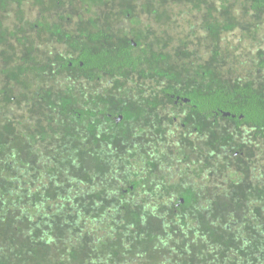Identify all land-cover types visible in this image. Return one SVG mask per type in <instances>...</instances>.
<instances>
[{
	"label": "trees",
	"instance_id": "1",
	"mask_svg": "<svg viewBox=\"0 0 264 264\" xmlns=\"http://www.w3.org/2000/svg\"><path fill=\"white\" fill-rule=\"evenodd\" d=\"M2 12L0 264H264V0Z\"/></svg>",
	"mask_w": 264,
	"mask_h": 264
},
{
	"label": "flooded vegetation",
	"instance_id": "2",
	"mask_svg": "<svg viewBox=\"0 0 264 264\" xmlns=\"http://www.w3.org/2000/svg\"><path fill=\"white\" fill-rule=\"evenodd\" d=\"M100 13V8L97 7H92L90 4L88 3H82L81 6L77 7V11H76V15L79 19H81L82 21L89 18L92 15V12L95 11ZM2 14V15H1ZM0 14L1 18L4 15V13L2 12ZM112 20L110 21H115V17L112 16L111 18ZM96 21L103 23L102 19L99 20L96 17ZM19 22V21H18ZM17 20L15 21L11 16L9 17H5L4 22L2 23V26L0 28V74H2L4 71L5 73L8 71V68L11 64V62L8 60L9 55L12 53V55L14 56V54L19 50V48L21 47L20 44H22L25 41H28L30 39H32L33 41H35L36 45H38V38H36V35L31 36L32 34H25L24 31L20 30L19 28H22L25 23L27 22H19L18 23ZM147 22V18L145 19V21L141 24L142 26L146 24ZM97 23V24H100ZM102 24L99 25V27L104 28L103 26H101ZM14 28L15 31H12L14 29H9V28ZM75 26V25H74ZM152 25H149V29L152 28ZM35 30L37 28V25H35V27H33ZM16 29H18L20 36H13L10 33L11 32H16ZM47 36V33H44L43 36L41 37L43 39V37ZM19 37L22 38V41L19 40ZM30 37V38H29ZM31 41V40H30ZM13 61V60H11ZM254 77H252L251 79H253ZM246 82L249 84L251 83V80L246 77ZM122 116L119 117L118 120H121ZM256 137H257V141L258 144L264 146V136L261 134L260 136L256 133ZM183 202V201H182Z\"/></svg>",
	"mask_w": 264,
	"mask_h": 264
},
{
	"label": "rangeland",
	"instance_id": "3",
	"mask_svg": "<svg viewBox=\"0 0 264 264\" xmlns=\"http://www.w3.org/2000/svg\"><path fill=\"white\" fill-rule=\"evenodd\" d=\"M260 32L264 34V31H260ZM248 34H250V33H248ZM238 35L242 37L241 43H243L244 46H247V47H248L247 49L244 48V49H245V50H244V53L246 54L244 57L249 56V55L251 54V52L256 53V51H258V50H260V51H261L262 49L264 50V41H263L262 44H258L259 42L253 44L252 41H246V40H245V37H244L241 33H240V34L238 33ZM246 36H247V34H246ZM260 37L262 38V36H260ZM238 41H239V40H238L237 37H233L232 35L228 37V45H231V44L237 43ZM249 42H250V43H249ZM242 47H243V46H242ZM240 49H241V48H240ZM240 49H239V50H240Z\"/></svg>",
	"mask_w": 264,
	"mask_h": 264
},
{
	"label": "clouds",
	"instance_id": "4",
	"mask_svg": "<svg viewBox=\"0 0 264 264\" xmlns=\"http://www.w3.org/2000/svg\"><path fill=\"white\" fill-rule=\"evenodd\" d=\"M252 54H253V53H252ZM249 56H250V55H249ZM249 56L245 57V59H246L248 62H250V63H254V62H255V58H253V57H249ZM252 73H253V71H250V70H247V71L242 70V72L240 71V74H243L242 76H243V79L245 80V82H246V77H248V78H249V76L253 77L252 75H250V74H252Z\"/></svg>",
	"mask_w": 264,
	"mask_h": 264
},
{
	"label": "water",
	"instance_id": "5",
	"mask_svg": "<svg viewBox=\"0 0 264 264\" xmlns=\"http://www.w3.org/2000/svg\"><path fill=\"white\" fill-rule=\"evenodd\" d=\"M227 115H229V114H227ZM183 201V200H182Z\"/></svg>",
	"mask_w": 264,
	"mask_h": 264
}]
</instances>
